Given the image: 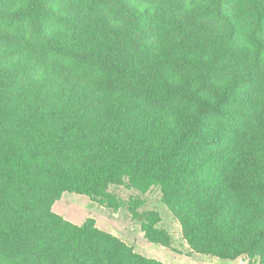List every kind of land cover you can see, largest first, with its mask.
Here are the masks:
<instances>
[{"label": "trees", "instance_id": "trees-1", "mask_svg": "<svg viewBox=\"0 0 264 264\" xmlns=\"http://www.w3.org/2000/svg\"><path fill=\"white\" fill-rule=\"evenodd\" d=\"M111 185L159 188L191 253L264 264V0H0V264H164L51 210L116 211Z\"/></svg>", "mask_w": 264, "mask_h": 264}, {"label": "rangeland", "instance_id": "rangeland-1", "mask_svg": "<svg viewBox=\"0 0 264 264\" xmlns=\"http://www.w3.org/2000/svg\"><path fill=\"white\" fill-rule=\"evenodd\" d=\"M107 191L120 199L124 206L114 211L89 197L63 193L53 203L51 210L54 214L76 226H82L87 221H92L97 229L112 234L130 247L133 252L164 264H248L247 261L241 259L224 261L212 256L191 253L182 238L179 225L161 201L159 188L155 187L145 194H138L124 186L111 185ZM128 203L129 206H127ZM133 208L139 214L156 212L160 216L159 227L170 234V247L165 248L152 244L145 239L140 224L134 220L130 213V209Z\"/></svg>", "mask_w": 264, "mask_h": 264}]
</instances>
